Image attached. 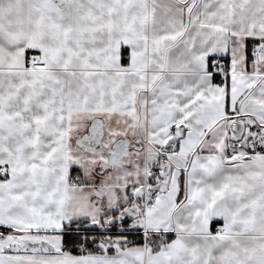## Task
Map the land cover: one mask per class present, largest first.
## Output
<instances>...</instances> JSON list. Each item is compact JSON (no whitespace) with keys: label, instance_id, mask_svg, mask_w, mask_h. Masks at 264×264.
<instances>
[{"label":"snow or ice","instance_id":"snow-or-ice-1","mask_svg":"<svg viewBox=\"0 0 264 264\" xmlns=\"http://www.w3.org/2000/svg\"><path fill=\"white\" fill-rule=\"evenodd\" d=\"M0 264H264V0H0Z\"/></svg>","mask_w":264,"mask_h":264}]
</instances>
